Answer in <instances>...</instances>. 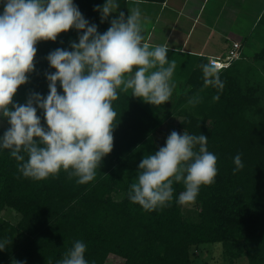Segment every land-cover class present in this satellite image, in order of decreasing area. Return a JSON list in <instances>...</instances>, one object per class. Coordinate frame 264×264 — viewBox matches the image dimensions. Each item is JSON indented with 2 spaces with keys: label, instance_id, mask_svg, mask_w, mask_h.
Instances as JSON below:
<instances>
[{
  "label": "trees",
  "instance_id": "obj_1",
  "mask_svg": "<svg viewBox=\"0 0 264 264\" xmlns=\"http://www.w3.org/2000/svg\"><path fill=\"white\" fill-rule=\"evenodd\" d=\"M130 2L117 0L125 15ZM73 3L100 33L117 15L102 22L95 9L105 0ZM3 7L0 0V14ZM81 34L71 29L54 42L37 44L35 70L19 87L15 103H26L31 92L47 96L45 74L55 69L46 57L57 48L70 51V42H78ZM253 37L261 49L251 61L243 53L241 60L219 71L222 90L204 87L200 66L208 58L168 51V60L176 62L173 78L185 85L174 112L181 119L178 130L204 134L208 150L217 156L214 183L201 186L190 203L196 207L195 220L185 216V205L177 203L182 183L173 184V200L167 206L151 212L129 200L142 158L160 148L157 136L165 120L151 104L131 96V90L120 92L113 102L117 112L113 150L87 184L69 179L63 170L41 181L24 178L10 150L0 149V244L5 245L0 264H57L77 240L86 244L89 264H106L110 256L124 264H194L205 245H220L223 264H264V12ZM215 95L218 101L213 100ZM194 97L200 102L190 105ZM37 114L44 124L43 111L38 109ZM237 154L244 167L234 172ZM6 210L19 217L16 224L1 216Z\"/></svg>",
  "mask_w": 264,
  "mask_h": 264
},
{
  "label": "clouds",
  "instance_id": "obj_2",
  "mask_svg": "<svg viewBox=\"0 0 264 264\" xmlns=\"http://www.w3.org/2000/svg\"><path fill=\"white\" fill-rule=\"evenodd\" d=\"M143 0L119 10L117 0H105L96 11L101 19L113 13L110 27L98 32L83 17L73 0H4L0 14V117L9 127L0 136V149L10 150L24 178L41 181L61 170L84 185L95 179L96 170L114 146L117 112L113 102L128 93L145 103L160 106L175 88V60H168V46H151L143 34ZM76 29L82 34L70 42L71 50L57 48L46 57L52 74L46 73V97L31 92L24 104L14 102L21 85L35 70L37 44L56 41L61 33ZM204 87L222 90L219 64L208 58L201 66ZM62 89L58 91L57 85ZM214 101L219 95L213 96ZM200 102L189 99L190 105ZM43 111L44 124L37 114ZM204 134L172 131L165 146L144 156L130 184L128 198L151 212L167 206L174 183H182L177 203L195 202L201 186L214 183L217 156L207 148ZM27 157V159H26ZM235 171L244 167L234 157ZM4 244H0L3 250ZM86 244L77 240L57 264H89Z\"/></svg>",
  "mask_w": 264,
  "mask_h": 264
},
{
  "label": "crops",
  "instance_id": "obj_3",
  "mask_svg": "<svg viewBox=\"0 0 264 264\" xmlns=\"http://www.w3.org/2000/svg\"><path fill=\"white\" fill-rule=\"evenodd\" d=\"M139 7L143 34L151 46L167 45L169 51L213 58L225 57L232 41H237L244 45L248 61L262 47L253 31L264 12V0H165L142 2Z\"/></svg>",
  "mask_w": 264,
  "mask_h": 264
},
{
  "label": "rangeland",
  "instance_id": "obj_4",
  "mask_svg": "<svg viewBox=\"0 0 264 264\" xmlns=\"http://www.w3.org/2000/svg\"><path fill=\"white\" fill-rule=\"evenodd\" d=\"M173 81L175 83V88L170 100L160 106L151 105V108L157 113L158 117L165 120L160 127L161 133L157 136L160 147L165 146L167 139H165V135H170L172 131L182 134L178 130V124L181 119L176 117L174 112L176 109L175 107L179 105L180 94L183 92V89H185V85L183 82L175 80L174 78ZM8 127L7 120L0 117V131L4 132ZM184 213L186 217L190 216L194 220L197 218L196 207L192 204L185 205ZM1 216L14 224H16L19 219L14 212L9 210L4 211ZM217 248H220V245L202 246L199 253L196 254L197 256L194 257V264H223V259L221 257L222 250ZM106 264H124V260L116 256H110Z\"/></svg>",
  "mask_w": 264,
  "mask_h": 264
},
{
  "label": "built area",
  "instance_id": "obj_5",
  "mask_svg": "<svg viewBox=\"0 0 264 264\" xmlns=\"http://www.w3.org/2000/svg\"><path fill=\"white\" fill-rule=\"evenodd\" d=\"M243 53L244 45L241 42L232 41L231 48L225 57H213L212 59L219 64V71H221L229 68L233 62L241 60Z\"/></svg>",
  "mask_w": 264,
  "mask_h": 264
}]
</instances>
